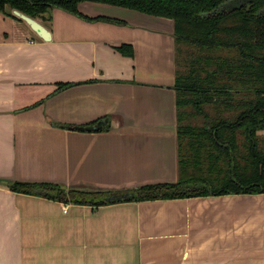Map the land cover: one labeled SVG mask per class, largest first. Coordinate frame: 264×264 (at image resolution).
I'll use <instances>...</instances> for the list:
<instances>
[{
    "label": "crops",
    "instance_id": "1",
    "mask_svg": "<svg viewBox=\"0 0 264 264\" xmlns=\"http://www.w3.org/2000/svg\"><path fill=\"white\" fill-rule=\"evenodd\" d=\"M78 10L109 19L51 7L43 39L0 13V264H264V192L92 205L9 188L119 200L178 178L173 20L96 1ZM60 82L75 84L51 94Z\"/></svg>",
    "mask_w": 264,
    "mask_h": 264
},
{
    "label": "trees",
    "instance_id": "2",
    "mask_svg": "<svg viewBox=\"0 0 264 264\" xmlns=\"http://www.w3.org/2000/svg\"><path fill=\"white\" fill-rule=\"evenodd\" d=\"M81 1H96L171 18L174 24L178 178L131 188L132 197L107 200L112 190L13 181V191L99 205L228 193L264 192V0H0L40 20L59 7L86 19ZM121 52L131 55V47ZM75 83L60 82L51 93ZM41 100L31 104L35 106ZM58 124V123H56ZM64 128L76 126L58 124ZM84 127V126H82Z\"/></svg>",
    "mask_w": 264,
    "mask_h": 264
},
{
    "label": "water",
    "instance_id": "3",
    "mask_svg": "<svg viewBox=\"0 0 264 264\" xmlns=\"http://www.w3.org/2000/svg\"><path fill=\"white\" fill-rule=\"evenodd\" d=\"M13 14L16 15L17 17H19L20 19H22L23 21H25L29 27L41 38L43 39H48L49 38V31L47 30V28L42 25V23L39 21L40 19H36L33 18L29 15H26L25 13H22L21 11L17 10V9H13L12 10ZM98 126L96 125H89V126H76L74 128H79V129H96ZM133 193H128V194H124L123 196L125 198H129L132 197Z\"/></svg>",
    "mask_w": 264,
    "mask_h": 264
},
{
    "label": "built area",
    "instance_id": "4",
    "mask_svg": "<svg viewBox=\"0 0 264 264\" xmlns=\"http://www.w3.org/2000/svg\"><path fill=\"white\" fill-rule=\"evenodd\" d=\"M64 210H65V208H64Z\"/></svg>",
    "mask_w": 264,
    "mask_h": 264
}]
</instances>
